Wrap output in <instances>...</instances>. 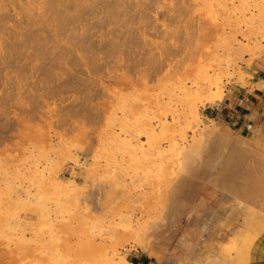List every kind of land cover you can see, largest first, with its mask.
I'll return each mask as SVG.
<instances>
[{"label": "rangeland", "instance_id": "obj_1", "mask_svg": "<svg viewBox=\"0 0 264 264\" xmlns=\"http://www.w3.org/2000/svg\"><path fill=\"white\" fill-rule=\"evenodd\" d=\"M261 47L264 0H0V264H236L264 131L212 107Z\"/></svg>", "mask_w": 264, "mask_h": 264}, {"label": "crops", "instance_id": "obj_2", "mask_svg": "<svg viewBox=\"0 0 264 264\" xmlns=\"http://www.w3.org/2000/svg\"><path fill=\"white\" fill-rule=\"evenodd\" d=\"M250 76L244 83L233 81L224 92V97L212 109L217 111L220 119L240 131H264V64L255 62ZM82 170L74 162H68L58 178L64 182H78L82 178ZM128 261L131 264H149L150 257L146 253L136 251ZM142 256V257H140ZM249 264H264V232L254 241L250 249Z\"/></svg>", "mask_w": 264, "mask_h": 264}, {"label": "bare ground", "instance_id": "obj_3", "mask_svg": "<svg viewBox=\"0 0 264 264\" xmlns=\"http://www.w3.org/2000/svg\"><path fill=\"white\" fill-rule=\"evenodd\" d=\"M37 1V0H36ZM30 2V1H29ZM31 4V3H30ZM30 6H32V4L30 5ZM33 8V7H32ZM31 8V9H32ZM260 49H264V47L262 48H260ZM145 132H143V131H141L140 132V134L141 135H147L148 137H152V138H150L151 139V141L153 140V134H151V133H149V131L146 129V130H144ZM149 134V135H148ZM152 143H154L153 141H152ZM151 143V144H152ZM173 143V142H172ZM175 143V142H174ZM150 144V145H151ZM155 144H157V142L155 143ZM150 145H149V147H150ZM152 145H154V144H152ZM152 145H151V148H152ZM155 146V145H154ZM173 146V145H172ZM174 147V146H173ZM153 149V148H152ZM163 151V150H162ZM187 152V151H186ZM162 153V152H161ZM165 153V152H164ZM158 154H160V152L158 153ZM167 154V153H166ZM184 155H185V152H184ZM150 159V158H149ZM162 165H163V163H162ZM164 166V165H163ZM251 167V166H250ZM164 168H165V166H164ZM167 168H165V170H166ZM257 170V169H256ZM164 172V171H163ZM167 172V171H166ZM261 172V171H260ZM160 173H162L161 171H160ZM165 173V172H164ZM163 174V173H162ZM256 174V173H255ZM258 174V173H257ZM261 175H262V172H261ZM258 177V176H257ZM245 180V179H244ZM246 182V181H245ZM258 185V188H260L261 190H264V175L263 176H259L258 178H256V181H255ZM254 183V182H253ZM255 183V184H256ZM254 186V185H253ZM254 187H252L251 189H253ZM250 190V189H249ZM258 191H259V189H258ZM251 193H252V191H250ZM262 192V195H263V193H264V191H261ZM242 193V192H241ZM250 193V195H252ZM257 193V192H256ZM257 195V194H256ZM259 195H260V192H259ZM264 196V195H263ZM263 198V197H262ZM262 200V199H261ZM241 203V202H240ZM240 206H243V204H241ZM245 208V206H243V209ZM252 209V208H251ZM253 211H254V209H252ZM256 212V211H255ZM252 214V212L250 211V210H247V215H251ZM255 214V213H254ZM262 216H258V218H261ZM255 218V219H254ZM253 219L254 220H258V218L255 216ZM262 220V219H261ZM256 223H258V221H256ZM261 223V222H260ZM255 226L256 225H251V228H250V230L247 232V234H243V235H241V238L240 239H238L237 240V243H238V245H237V247H238V252H237V257L238 258H236L237 260H236V264H249V255H250V249H251V246H252V244L254 243V241H255V239L259 236V234H258V236H257V234H254L253 232H255ZM127 227V226H126ZM261 227V226H260ZM263 227V228H262ZM261 228H262V230L264 229V226H262ZM248 228V227H247ZM258 228V227H257ZM261 228H259V230L261 229ZM130 229H128V231H129ZM247 230V229H246ZM262 230L260 231L261 233H262ZM264 231V230H263ZM260 233V234H261ZM138 235V234H137ZM134 236H136V235H134ZM141 237V236H140ZM136 238V237H135ZM29 242V241H28ZM27 242V243H28ZM24 244V243H23ZM26 244V243H25ZM40 244V243H39ZM143 244V243H142ZM29 245H32V244H29ZM24 246V248H28L29 246H28V244H27V246L28 247H26L25 245H23ZM48 246V245H47ZM37 247V246H36ZM35 247V248H36ZM50 247V246H49ZM23 248V247H22ZM23 248V249H24ZM31 248V247H30ZM40 249V248H39ZM48 249V248H47ZM51 249V248H50ZM95 249L97 250H101L100 252H103V254H104V256L100 259V264H116V254H114L113 256H108V253L106 252V247L105 246H97V247H95ZM144 251H146L150 256H152V257H155V258H157V256L155 255V254H153L152 253V251L150 252V249L149 248H147V247H143L142 248ZM18 250V249H17ZM11 251V250H10ZM20 251V250H19ZM22 251V250H21ZM24 251V250H23ZM27 251V250H26ZM52 251V250H51ZM12 252V251H11ZM29 252V251H28ZM36 252H38V250L36 251ZM41 252V251H40ZM24 253V252H23ZM39 253V252H38ZM28 257H31L33 254H29V253H27L26 254ZM39 255V254H38ZM43 255H45V254H43ZM2 256V255H1ZM26 256V257H27ZM40 256V255H39ZM41 256H42V254H41ZM47 255H45V257H43L42 256V259H40V258H38V257H34V258H31V260L28 262V263H25L24 261V263L25 264H60L58 261H56L55 260V257H53V256H47ZM3 257V256H2ZM7 257V256H6ZM23 258H24V256H23ZM0 259H1V257H0ZM8 259V258H7ZM27 259V258H26ZM25 259V260H26ZM124 260H123V263L124 264H131L126 258H123ZM9 260V262H11V261H13V260H11L10 261V259H8ZM18 260V259H17ZM20 260V259H19ZM235 260V259H234ZM3 261V260H2ZM5 262V261H4ZM15 262V261H14ZM20 262V261H19ZM2 263V262H1ZM11 264V263H10ZM20 264H23V263H20ZM68 264H75V263H73V262H71V261H69V263Z\"/></svg>", "mask_w": 264, "mask_h": 264}]
</instances>
